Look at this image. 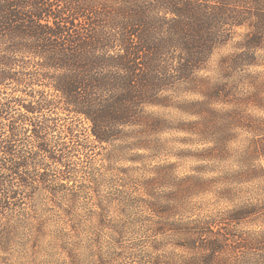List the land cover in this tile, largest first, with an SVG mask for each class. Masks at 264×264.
Listing matches in <instances>:
<instances>
[{
	"label": "clouds",
	"instance_id": "9594fccd",
	"mask_svg": "<svg viewBox=\"0 0 264 264\" xmlns=\"http://www.w3.org/2000/svg\"><path fill=\"white\" fill-rule=\"evenodd\" d=\"M233 7L193 60L165 19L170 0H145L167 22L152 34L155 83L131 98L100 83L67 101L99 139L79 141L75 163L65 154L68 170L40 156L26 183L11 179L20 195L0 205V264H264V30L255 0ZM109 106L121 115L100 116Z\"/></svg>",
	"mask_w": 264,
	"mask_h": 264
},
{
	"label": "trees",
	"instance_id": "16d2710c",
	"mask_svg": "<svg viewBox=\"0 0 264 264\" xmlns=\"http://www.w3.org/2000/svg\"><path fill=\"white\" fill-rule=\"evenodd\" d=\"M170 2L175 12L165 19L173 20L170 30L193 51V60L207 47L209 25L224 20L227 27L225 18L233 19L237 12L233 0ZM253 14L264 30V0H255ZM165 23L146 14L145 0H0V188L6 193L0 205L7 208L17 200L19 191L8 193V185L12 178L26 183L30 177L25 170L38 157L43 156L45 168L55 164L68 170L64 155L75 163L84 158L81 148L86 145L79 141L99 139L89 116L67 101L76 103L75 97L100 83L122 86L127 98L138 84L155 83L152 34ZM260 38L257 32L251 42ZM41 98L47 107H38ZM124 99L117 96L112 107ZM112 107L100 116L121 115ZM41 112L48 114L34 119ZM50 139L56 141V151L49 149ZM45 168L31 170L45 180Z\"/></svg>",
	"mask_w": 264,
	"mask_h": 264
},
{
	"label": "rangeland",
	"instance_id": "374dc122",
	"mask_svg": "<svg viewBox=\"0 0 264 264\" xmlns=\"http://www.w3.org/2000/svg\"><path fill=\"white\" fill-rule=\"evenodd\" d=\"M97 156H99V150H97ZM211 230V229H210Z\"/></svg>",
	"mask_w": 264,
	"mask_h": 264
}]
</instances>
